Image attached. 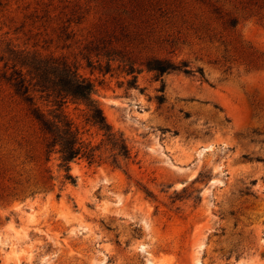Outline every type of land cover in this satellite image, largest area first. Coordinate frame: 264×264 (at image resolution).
<instances>
[{"label": "rangeland", "instance_id": "1", "mask_svg": "<svg viewBox=\"0 0 264 264\" xmlns=\"http://www.w3.org/2000/svg\"><path fill=\"white\" fill-rule=\"evenodd\" d=\"M0 40L75 63L130 152L63 181L0 80V264H264V0H0Z\"/></svg>", "mask_w": 264, "mask_h": 264}, {"label": "trees", "instance_id": "2", "mask_svg": "<svg viewBox=\"0 0 264 264\" xmlns=\"http://www.w3.org/2000/svg\"><path fill=\"white\" fill-rule=\"evenodd\" d=\"M0 63V80L25 104L42 137L44 162L56 155L63 181L75 182L70 173L74 160L108 161L119 166L121 160L129 158L123 135L109 124L94 97V82L81 74L75 63L61 55L18 49L3 40H0ZM145 66L158 74L187 72L185 62L176 64L159 58L148 59ZM108 70L107 63L104 71ZM125 72L131 75L129 83L135 84L138 71L131 61L126 63ZM158 101H163L161 95ZM71 106L77 112L75 116L69 111ZM47 179L53 177L49 175Z\"/></svg>", "mask_w": 264, "mask_h": 264}]
</instances>
